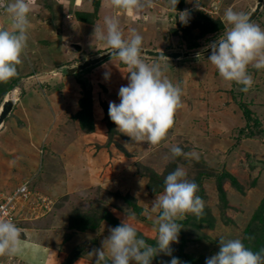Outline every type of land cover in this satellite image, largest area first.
<instances>
[{"label":"rangeland","instance_id":"rangeland-1","mask_svg":"<svg viewBox=\"0 0 264 264\" xmlns=\"http://www.w3.org/2000/svg\"><path fill=\"white\" fill-rule=\"evenodd\" d=\"M27 2L31 7L27 47L22 63L17 66L18 75L11 79L18 90L11 89L8 93L13 92L14 105L20 104V96L38 104L37 107L32 104L34 113L30 119L37 122L38 133L44 135L40 154L50 157L48 164L32 165L33 145L27 144L30 136L15 132L21 127H3L6 121H19L16 112H9L2 121L0 137L2 132L11 131L18 143L16 148L6 151L0 147V157H8V164L0 162V187L9 194L24 180L33 182L40 186V192L56 198L54 201L47 194L54 201L50 208L54 210L53 217L56 220L58 214L60 221L52 223L51 215L22 220L18 226L24 234L21 250L15 255L0 256V260L17 264H94L95 257L89 252L101 248L108 229L116 227L111 220L118 226L123 221L130 224L139 238L155 246L157 213L152 204L163 188L152 192L148 185L153 178L158 182V176L168 175L177 167L186 170L189 180H201L202 191L197 194L204 202L203 214L200 217L188 214L179 220L182 228L179 242L171 245L172 256L160 253L151 264H170L172 257H177L181 264L190 260L205 264L206 258L219 251V237L239 238L249 246L254 236H258L257 244L264 249V218L260 222L253 219L260 201L264 200V70L249 66L254 83L249 91L242 92L241 85L224 81L207 59L211 54L207 46L223 36L228 27L224 12L229 8L247 15L255 11L251 21L264 29V0H199L203 9L194 7L195 0H179L181 4L176 5V10L189 12L187 24L178 20L169 0H151L150 4L145 0V7L139 13L112 7L109 0H98L97 9L96 0H79L77 4L74 0ZM94 12L89 17L91 22L78 20L76 16ZM203 16L220 20L224 29L216 36L209 33L197 38L199 47L189 49L188 41L199 34L200 27L184 30L192 25L191 18L202 23ZM105 17L119 20L126 39L131 30H136L143 37V49L188 53L177 59L141 54L145 63H158L164 74L182 88V107L175 113L173 128L158 145L133 141L120 133L109 118V103L119 104V88L128 83L129 69L117 57H109L89 69L85 67L78 76L64 74L62 70L64 65L73 66L97 56L100 49H110L93 33L96 28L106 32ZM10 25L8 14L0 9V28ZM46 37L48 40L43 41ZM63 40L81 41L82 48L73 51ZM60 61L66 64L62 66ZM105 73L109 74L107 79ZM82 83L85 89L81 88ZM8 93L5 100L9 99ZM36 93L38 100H32ZM84 93L89 95L91 105L85 119V127L90 125L88 132L77 137V131H66L67 136H63V141L59 139L58 143H62L55 152L51 148L53 143L50 146L47 142L60 134L58 123L53 121L64 108L67 117L73 116L81 101L86 103ZM242 106L249 111L247 119ZM9 137L7 133L2 138L3 144ZM173 145L189 155L171 159ZM191 153L198 154L199 159L192 158ZM15 156H19L21 165ZM17 169L20 172H15ZM86 173L92 177L83 182ZM220 173L231 174L237 182L232 183L229 176L223 179V198L216 180ZM29 175L33 181L27 179ZM72 184H76L73 194L77 193L78 198L70 199L68 193L61 195ZM70 224L94 225V228L81 230L71 228ZM248 224L252 225V233L246 232Z\"/></svg>","mask_w":264,"mask_h":264},{"label":"clouds","instance_id":"clouds-1","mask_svg":"<svg viewBox=\"0 0 264 264\" xmlns=\"http://www.w3.org/2000/svg\"><path fill=\"white\" fill-rule=\"evenodd\" d=\"M74 2L77 4L76 0ZM109 2L112 7L131 13H139L145 7V0ZM147 2L150 4L151 0ZM178 3L179 0H169L175 12ZM200 6L199 0H195L194 7L199 9ZM0 9L8 14L11 22L10 28H0V83H6L18 75L17 66L22 63L31 7L27 0H0ZM177 13L178 20L187 24L189 12ZM248 15L227 9L224 12V22L228 25L226 31L207 46L211 49L207 59L219 76L224 81L241 85L242 92L249 91L254 83L249 66L264 70V29L253 23ZM104 24L106 32L94 29L96 39L106 43L112 49L111 55L129 69L128 83L118 91L119 104L109 103V118L120 133L133 141L158 145L173 128L175 113L182 107V88L164 74L158 63L149 65L144 62L141 58L143 37L136 30H131L126 39L118 19L105 17ZM108 76L105 73L106 79ZM170 153L173 160L189 155L176 145L170 148ZM191 156L199 159L196 153H191ZM163 183L162 193L152 204L153 211L157 213L154 221L157 233L155 246L139 238L136 229L123 221L119 226L108 229L109 234L102 241L101 248L89 252L95 257L94 264H151L160 253L172 256L171 245L179 242L182 228L178 221L188 214L200 217L204 202L197 195L199 186L187 178V172L182 167L170 172ZM131 215L134 217V213ZM22 244V229L11 220L0 219V256L17 254ZM170 264H181V261L172 257ZM205 264H264V249L254 252L239 238L219 237V251L206 258Z\"/></svg>","mask_w":264,"mask_h":264},{"label":"crops","instance_id":"crops-1","mask_svg":"<svg viewBox=\"0 0 264 264\" xmlns=\"http://www.w3.org/2000/svg\"><path fill=\"white\" fill-rule=\"evenodd\" d=\"M77 2H79V0H76V3ZM43 41H47L48 40V38L46 37V38H43L42 39ZM56 42V41H55ZM60 59V58H59ZM61 62V61H60ZM62 63V66L64 65V64H66V63H64V62H61ZM65 67H66V65H64ZM59 75H63V74H58L57 76H59ZM33 76H35V75H31L30 77H33ZM38 94L39 93H36L34 96H31V99L33 100H38L37 98H38ZM23 95V94H22ZM37 97V98H36ZM25 98V99H24ZM18 99L19 100H21V102H20V104L17 106V105H13V107H12V109H11V111L12 112H16L17 114H16V116H18L19 117V121H16L15 120V122L14 121H12V123H11V120L10 121H6L5 122V126L3 125V127H21V129L20 130H18V129H16L15 130V132L17 133V132H19V133H22V134H27V136H30V140L27 142V144H29V142L33 145V147L31 148V147H29V148H31V151H32V157H30V160L32 161V165H35L36 163L38 164L39 162H41V163H45V164H48V161H49V157H50V155L49 156H46V154L45 153H43V154H40V150H39V147L42 145L41 144V142H43V141H45V139H44V135H41V134H39L38 133V130H37V126H36V124H37V122H35L33 119H30L31 117L33 118V113H34V110H33V106H32V104L34 105V106H36L37 107V105H35L34 104V102L33 101H30L29 102V100H28V98L27 97H18ZM29 106H32V107H30V109H29ZM15 108H17V109H15ZM37 111L38 110H40V108L39 109H37V108H35ZM69 110V109H68ZM10 111V112H11ZM27 111H29L28 113H27ZM76 113V112H75ZM75 113H73V115L75 114ZM65 114H68L67 113V109L66 108H64L63 109V111H60L58 114H57V117L55 118V120L53 121V122H56V123H58V125H57V127H58V129H59V131H60V134L59 135H57V136H55L54 138H53V140H49V141H47L48 143H50V146L52 145V143H53V145H52V149H54V151L56 152L57 150H58V146L62 143V141H63V136H67V133H66V131H68V132H75V131H77V137H78V134H80V135H82V134H87V132H84L81 128H80V125H79V123H78V121L73 117V116H71V117H67L68 115H65ZM30 115H31V117H30ZM77 122H76V121ZM73 121H75L74 123H73ZM22 124V125H17V124ZM26 124V125H25ZM2 125V124H1ZM1 125H0V127H1ZM25 125V126H24ZM53 125V124H52ZM51 125V126H52ZM72 126H74V127H72ZM51 130H52V128L50 127L49 129H48V132H47V135H46V137L48 138L49 137V132H51ZM7 133H9V135H10V137L6 140V143L5 144H3V142H2V138L4 137V136H6V134ZM11 133V131H8V132H2L1 133V136L2 137H0V147L1 148H4L5 149V151H6V149H11V148H16V145H17V139H13L12 138V135L10 134ZM91 134V133H90ZM62 138V139H61ZM59 139H61L62 141H60L59 143H58V141H59ZM19 140V139H18ZM40 145V146H39ZM50 149V148H49ZM7 153V152H6ZM86 155H87V152H86ZM6 156V155H5ZM4 156V157H5ZM6 159H4V158H1L0 157V162L2 163V164H6L7 163V160H8V157H5ZM18 158H19V156L17 157V156H15V160H16V162L18 163V164H20L19 162H18ZM8 164V163H7ZM37 164H36V166H37ZM21 165V164H20ZM7 166V165H6ZM35 166V167H36ZM34 168V167H33ZM17 171H19L20 172V169H17L15 172H17ZM92 176L89 174V173H86L85 174V176H83V182H85V181H87L88 179H90ZM27 179H30L31 181H33V176L31 175H29V176H27ZM25 181H29V180H24L23 182H25ZM32 184H30L29 182H28V184H30V189H32V190H34V191H38V192H40L39 190H38V187H40V186H36V184L34 185L33 184V182H31ZM78 184H81V183H78ZM76 185V184H75ZM75 185L73 186V184L71 185V186H68V187H71V188H69L66 192H64V193H62L61 195H64V194H66V193H68V194H70L69 195V198L71 199V197H72V199L73 198H75L76 197V194H73V187H75ZM83 185V184H82ZM79 187H80V185H78V189H79ZM3 190H4V188L2 187H0V197H1V195H3V194H5L4 192H6V190H4V192H3ZM43 190V189H42ZM2 191V192H1ZM43 191H45V190H43ZM78 191V190H77ZM50 192V191H49ZM40 193H42V194H45V195H47V194H49L48 192L47 193H44V192H40ZM73 194V195H72ZM49 196H51L50 194H49ZM52 197V199L55 201V197L54 196H51ZM76 198H78V197H76ZM52 200V201H53ZM53 201V202H54ZM54 209H57L56 207H54ZM53 213H54V210L52 211V210H50V211H48L46 214H44V215H42L40 218H43V217H47V216H52L53 217ZM50 216V217H51ZM58 216V214L56 215V220H55V217H53V219H51V221H52V223H59V221H60V217H57ZM63 217V216H62ZM33 219V218H32ZM39 219V218H38ZM35 220V219H34ZM63 219H61V221H62ZM68 220V219H67ZM30 221V220H29ZM66 223V222H65ZM65 225V224H64ZM44 251V250H43Z\"/></svg>","mask_w":264,"mask_h":264},{"label":"trees","instance_id":"trees-1","mask_svg":"<svg viewBox=\"0 0 264 264\" xmlns=\"http://www.w3.org/2000/svg\"><path fill=\"white\" fill-rule=\"evenodd\" d=\"M98 0H96V2L94 3V7L97 9V7H98ZM179 4H181V2L179 3ZM84 14H86V13H84ZM84 14H81V13H78V14H76V16H77V19L78 20H83V21H85V22H91V20H90V15L91 16H94L96 13L94 12V13H92V14H89V15H84ZM86 16V17H85ZM205 19H204V21L202 22V23H198L197 22V20H195L194 18H191V22H192V25H190L189 26V28H187L186 30H184V31H189V30H191L193 27H196V26H198L199 25V29H200V32H199V34L197 35V36H195V35H193L194 37L193 38H191L189 41H188V48L189 49H195V48H198L199 47V43L197 42V38H200V37H202V36H204V35H206V34H209V33H213V36H216V34L218 33V32H222V30L224 29V25L222 24V22L220 21V20H212L211 18H209V17H205V16H203ZM207 18V19H206ZM195 20V21H194ZM179 27H180V25H179ZM175 31H176V29H177V27H175V28H173ZM215 38V37H214ZM103 51H105L104 49H100V53L101 52H103ZM112 56L114 57V55H110V56H108V57H106L105 59H103V60H106V59H108L109 57L110 58H112ZM95 65H97V63H95V64H92V65H89L88 67H86L85 69H89V68H91L92 66H95ZM84 70V69H83ZM82 72V70H80V71H78L77 73H73L75 76H78L77 74H79V73H81ZM80 75V74H79ZM4 83H0V104H1V102L3 101V99L5 100V98L6 97H8V96H6L5 98H4V96H5V94L8 92V91H10L14 86H15V80L13 79V80H10V81H8V82H6L5 84H7L5 87H4V85H3ZM81 88L82 89H85V85H84V83H82V85H81ZM87 93V92H86ZM86 93H84V95H83V98L85 99V102L86 103H84L83 102V100L81 101V105H80V108H79V110L73 115L74 116V118L78 121V123H79V125H80V128L84 131V132H88L87 130H88V127H90V125H88V127H85V119L87 118V116H88V114H89V112H90V109H91V105H90V98H89V95L88 94H86ZM243 108H242V111H243V115L245 116V118L247 119V118H249V114H248V109L247 108H245L244 106H242ZM249 133V132H248ZM167 176V174L165 173V175H163L162 177L161 176H158V182H155V180H154V178L151 180V182L152 183H150L149 185H148V187H149V190H151L152 192H157V191H159V190H161L162 188H164V178ZM228 176L231 178V182L232 183H234V184H237V182H236V180L233 178V176L231 175V174H229L228 173ZM227 175H226V173L225 174H223V173H220L217 177H216V180H217V184H218V189H219V192H220V198H223V196H224V190H223V188H222V181H223V179L225 178V177H228ZM199 177V176H198ZM195 183H198V186H199V191L198 192H201L202 191V188H201V180H199L198 178L197 179H195ZM198 195V194H197ZM262 201V200H261ZM260 201V203H259V205H258V207H257V209H256V213L255 214H253V219H258V220H256L257 222H260L263 218H264V200L261 202ZM262 213V214H261ZM111 224H113V225H115V226H118V224L117 223H115V222H113L112 220H111ZM17 226H19L20 225V223L18 222L17 224H16ZM252 225L251 224H248L247 226H246V232H250V233H252L254 230H251V227ZM70 227L71 228H77V229H81V230H86L87 228H90V227H92V228H94V225H85V224H81V225H74V224H70ZM23 232H22V237H23ZM259 237L258 236H254V240H252V243H251V245H246V242L247 241H245L244 240V244H245V246L246 247H248V248H250L252 251H259L261 248H259V244H257V243H259L258 241H259V239H258ZM154 243V242H153ZM71 260V259H70ZM69 262V261H68ZM195 262H193L192 260H190L187 264H194Z\"/></svg>","mask_w":264,"mask_h":264},{"label":"built area","instance_id":"built-area-1","mask_svg":"<svg viewBox=\"0 0 264 264\" xmlns=\"http://www.w3.org/2000/svg\"><path fill=\"white\" fill-rule=\"evenodd\" d=\"M52 206L53 201L47 195L30 189L28 182L25 181L11 193L1 195L0 219H8L17 224L29 217L36 218L46 214ZM0 264L17 263L0 260Z\"/></svg>","mask_w":264,"mask_h":264},{"label":"water","instance_id":"water-1","mask_svg":"<svg viewBox=\"0 0 264 264\" xmlns=\"http://www.w3.org/2000/svg\"><path fill=\"white\" fill-rule=\"evenodd\" d=\"M255 14V11L252 12V15L249 17L250 20L253 18ZM65 42V46L68 47L69 49L79 52L82 48V44L81 41H71V40H67L64 41ZM112 52V49H110L109 51H106L104 53H101L100 55L94 57V58H90V59H86L83 61V63L74 65V66H69V67H65V72L66 73H76L82 69H84L85 67L98 63L100 61H102L103 59H105L106 57L110 56ZM142 54H147V55H151V56H156V57H171L174 59H177L179 57L182 56V54L187 55L188 53H182L180 51H155V50H149V49H143L142 48ZM13 89H17V86L13 87ZM15 94V93H14ZM9 99H6L1 106V111H0V125L2 124L3 119L6 117V115L11 111L13 104H14V100H13V92L8 93Z\"/></svg>","mask_w":264,"mask_h":264},{"label":"bare ground","instance_id":"bare-ground-1","mask_svg":"<svg viewBox=\"0 0 264 264\" xmlns=\"http://www.w3.org/2000/svg\"><path fill=\"white\" fill-rule=\"evenodd\" d=\"M251 15H252V13H249V17H250ZM63 42H64V40H63ZM62 70H63V72L65 73V71H64L65 69L63 68Z\"/></svg>","mask_w":264,"mask_h":264}]
</instances>
